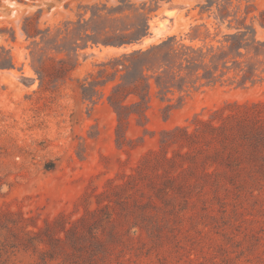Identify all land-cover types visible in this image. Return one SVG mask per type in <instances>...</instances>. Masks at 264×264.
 <instances>
[{
    "label": "rangeland",
    "instance_id": "rangeland-1",
    "mask_svg": "<svg viewBox=\"0 0 264 264\" xmlns=\"http://www.w3.org/2000/svg\"><path fill=\"white\" fill-rule=\"evenodd\" d=\"M122 1L0 0V264H264V142L228 150L196 120L264 109V80L152 91L119 124L102 64L212 22L199 0H127L151 10L143 42L84 47L131 20L107 19Z\"/></svg>",
    "mask_w": 264,
    "mask_h": 264
},
{
    "label": "trees",
    "instance_id": "trees-1",
    "mask_svg": "<svg viewBox=\"0 0 264 264\" xmlns=\"http://www.w3.org/2000/svg\"><path fill=\"white\" fill-rule=\"evenodd\" d=\"M153 1L157 3L159 0ZM232 3L233 0H199L196 5L200 18L212 19L211 25L207 20L196 23L189 27L185 37L171 35L158 43L123 52L102 64L104 71L106 67L112 70L113 78L109 79L119 77L107 96L119 124L131 114H144L152 91L163 95L176 91L181 94L201 85L224 82L245 85L264 80V38L259 37L260 29L264 31V9L249 16L253 10L246 6L243 14L239 15V6L234 8ZM129 11H133L131 17L128 14L115 17ZM150 11L143 7L132 8L127 0H123L118 6L108 9L106 16L114 17L107 19L131 20L122 28L110 27L111 33L103 39L90 36L84 47L88 41L94 45L102 43L114 47L138 43L148 34ZM91 18L103 17L97 11ZM8 60L11 57L7 53L0 58V65H3L0 67H6ZM129 98L133 102L124 104V100ZM254 106L237 104L233 106L234 110L217 111L221 113L218 122V118H196L204 126V132L199 135L205 138L208 134L214 135L228 150L246 143L256 148V139L264 142V120L261 125H256L254 118L264 115V109ZM179 130L186 131L189 140L198 135L197 130L190 133L187 127Z\"/></svg>",
    "mask_w": 264,
    "mask_h": 264
},
{
    "label": "water",
    "instance_id": "water-1",
    "mask_svg": "<svg viewBox=\"0 0 264 264\" xmlns=\"http://www.w3.org/2000/svg\"><path fill=\"white\" fill-rule=\"evenodd\" d=\"M143 42V39L141 41H139L138 43H142Z\"/></svg>",
    "mask_w": 264,
    "mask_h": 264
}]
</instances>
